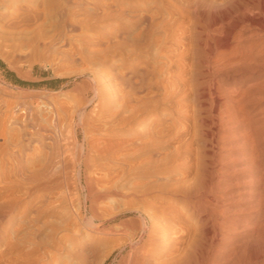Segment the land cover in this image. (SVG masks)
<instances>
[{
  "label": "rangeland",
  "instance_id": "374dc122",
  "mask_svg": "<svg viewBox=\"0 0 264 264\" xmlns=\"http://www.w3.org/2000/svg\"><path fill=\"white\" fill-rule=\"evenodd\" d=\"M198 1L0 0V264H84L77 252L90 242L97 253L89 254V264H98L111 244L105 264H128L131 245L120 247L118 235L95 230L140 226L139 209L149 198L140 193H155L147 189L156 183L150 154L164 160L172 149L164 131L171 129L172 111L161 106L123 128L121 73L131 75L139 66L154 80L158 76L161 86L182 25L211 18L209 6ZM12 21L18 28L6 26ZM162 91L134 96L162 97ZM149 128L157 134H148Z\"/></svg>",
  "mask_w": 264,
  "mask_h": 264
},
{
  "label": "bare ground",
  "instance_id": "6f19581e",
  "mask_svg": "<svg viewBox=\"0 0 264 264\" xmlns=\"http://www.w3.org/2000/svg\"><path fill=\"white\" fill-rule=\"evenodd\" d=\"M198 2L193 3L192 11L197 13L198 6L206 4L211 18L200 24L198 19V25L184 24L187 28L182 25V32L173 40L175 49L169 42L174 51L168 52L161 86L155 84L159 83L158 76L155 82L146 68L142 72L139 66L131 68V75L125 69L121 73L123 128L132 119L142 118L144 113L161 106L172 111L167 112L171 115V121L167 119L171 129H163L171 151L164 160L154 159L155 154L150 152L148 161L156 183L147 189L155 193H140L149 198L139 209V230L125 224L95 230L104 236L118 235L120 247L131 245L128 264H264V0ZM12 22L6 26L14 29L19 22ZM144 89L149 93L163 89L164 93L162 97H137ZM129 95L137 98L130 97L133 102L127 115ZM154 129L144 132L157 134ZM168 165L171 167L162 169ZM222 184L232 187L224 191ZM121 197H127V193ZM106 247L98 264H105L113 250L112 244ZM95 248V242L86 244L76 258L89 264L88 256Z\"/></svg>",
  "mask_w": 264,
  "mask_h": 264
},
{
  "label": "trees",
  "instance_id": "16d2710c",
  "mask_svg": "<svg viewBox=\"0 0 264 264\" xmlns=\"http://www.w3.org/2000/svg\"><path fill=\"white\" fill-rule=\"evenodd\" d=\"M0 63L3 65L2 61H0ZM7 74H13V72L11 71H7ZM14 81L21 84V85H30V84H34V83H31L29 81H25V80H22L20 78H14ZM58 81V80H57Z\"/></svg>",
  "mask_w": 264,
  "mask_h": 264
}]
</instances>
